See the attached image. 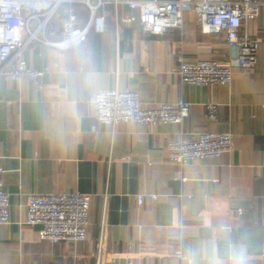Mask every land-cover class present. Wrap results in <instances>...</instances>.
<instances>
[{"label":"crops","instance_id":"0c3cea01","mask_svg":"<svg viewBox=\"0 0 264 264\" xmlns=\"http://www.w3.org/2000/svg\"><path fill=\"white\" fill-rule=\"evenodd\" d=\"M69 12L85 25V6L61 5L41 37L60 39ZM103 12L102 30L73 48L28 47L39 81L0 79L10 215L0 226V264H264V43L253 68H233L231 86L186 85L178 56L229 60L224 34H201L191 11L181 30L158 35L138 19L125 23L137 17L126 6L117 20L111 7ZM246 29L264 41V7ZM112 89L136 92L144 109L181 102L188 112L180 124L102 125L90 98ZM211 105L215 120L206 116ZM198 132L229 133L231 151L182 168L170 162L168 142ZM70 193L90 195L86 239L40 240L39 227L24 224L26 196Z\"/></svg>","mask_w":264,"mask_h":264},{"label":"built area","instance_id":"2783aa9c","mask_svg":"<svg viewBox=\"0 0 264 264\" xmlns=\"http://www.w3.org/2000/svg\"><path fill=\"white\" fill-rule=\"evenodd\" d=\"M71 4L87 8L85 25L80 28L76 15L69 12L62 23L60 39L48 41L41 37L58 7ZM121 6L137 14V17L131 15L123 21L130 23L138 19L142 31L148 34L181 30L185 11L194 14L201 34H224L232 50L231 59L187 62L179 55L176 74L181 84L229 87L233 82V68H253L260 44L264 43L250 36L246 29L248 22L259 16L264 0H0V79L39 81L42 72L26 65L25 51L30 45L36 43L60 50L73 48L85 41L90 30H102L106 17L103 11L107 7L113 9L117 20V10ZM90 102L95 107L96 121L111 127L121 123L180 124L189 108L188 104L179 102L160 103L144 109L136 92L116 89L100 91L90 98ZM207 108V118L215 120L216 107ZM231 149L229 133H190L167 144L168 160L179 168L218 158ZM3 172L0 162V226L10 222L9 194L1 179ZM144 197L136 196L139 206ZM89 206L88 194H28L24 224L38 226L37 235L42 241L74 245L86 239ZM102 230L103 226L101 233ZM186 264H192V260L186 259Z\"/></svg>","mask_w":264,"mask_h":264}]
</instances>
